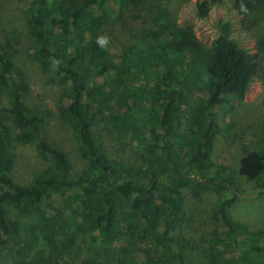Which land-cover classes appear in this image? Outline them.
Listing matches in <instances>:
<instances>
[{"label":"trees","instance_id":"trees-1","mask_svg":"<svg viewBox=\"0 0 264 264\" xmlns=\"http://www.w3.org/2000/svg\"><path fill=\"white\" fill-rule=\"evenodd\" d=\"M19 1L29 59L60 86L83 167L49 143L16 36L4 41L0 29V264H264V228L232 216L239 178L214 158L219 135L252 149L264 195V112L234 120L255 78L264 84V0L196 3L200 19L232 3L256 53L231 38L229 23L212 46L179 25L174 8L190 0ZM139 23L119 55L96 44ZM108 137L134 160L112 158ZM16 142L47 164L27 185L12 176ZM205 194L217 196L213 228L197 238L188 201Z\"/></svg>","mask_w":264,"mask_h":264},{"label":"rangeland","instance_id":"rangeland-1","mask_svg":"<svg viewBox=\"0 0 264 264\" xmlns=\"http://www.w3.org/2000/svg\"><path fill=\"white\" fill-rule=\"evenodd\" d=\"M198 1L200 0H190L189 3H182L174 8L179 25L191 28L204 45L212 46L213 41L221 32L222 26L229 23L231 38L238 45L248 48L252 53L257 52L254 34L244 31L243 16L237 12L232 3L216 5L212 8L207 19H200L196 13ZM129 25L127 29L117 30L109 40L108 47L113 54L119 55L126 46L131 44L136 28H141L140 23ZM0 29L4 41L8 36H16L15 48L18 50L16 63L27 75L31 86L30 99L43 111L48 112L46 134L49 143L59 147L67 155L75 169L80 170L83 167V160L78 152L73 132L59 113L61 88L44 74L38 64L29 59L32 43L19 0H0ZM243 106L234 118L238 124L251 120L245 113L247 108L264 112V84L260 78H255ZM108 139L107 150L112 158L134 160L127 145L118 138L108 137ZM14 154L16 159L12 176L21 185L30 184L33 177L47 165L32 145L16 142ZM214 158L217 162H224L232 166L239 178L241 193H239V199L230 209L232 216L253 229L264 228V195L260 196V191L255 188L259 172L252 149L242 148L239 143L227 144L225 139L219 135L215 145ZM216 200L217 196L214 194H205L201 200L189 199L188 210L194 214L197 222L191 232L192 236L199 238L203 233L213 228L211 214Z\"/></svg>","mask_w":264,"mask_h":264},{"label":"clouds","instance_id":"clouds-1","mask_svg":"<svg viewBox=\"0 0 264 264\" xmlns=\"http://www.w3.org/2000/svg\"><path fill=\"white\" fill-rule=\"evenodd\" d=\"M109 37L104 35V36H98L97 39H96V44L101 47V48H104L108 45L109 43Z\"/></svg>","mask_w":264,"mask_h":264}]
</instances>
